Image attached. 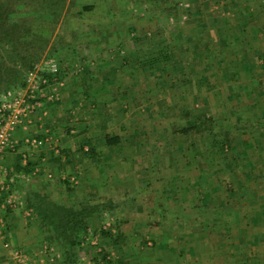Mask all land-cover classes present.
<instances>
[{"label": "rangeland", "instance_id": "obj_1", "mask_svg": "<svg viewBox=\"0 0 264 264\" xmlns=\"http://www.w3.org/2000/svg\"><path fill=\"white\" fill-rule=\"evenodd\" d=\"M40 8L19 4L9 18L48 40L32 68L47 81L33 113L39 132L29 134L37 146L16 139L19 153L0 161L16 164L24 153L20 166L31 171L39 162L29 174L39 183H17L34 243L12 247L11 258L264 264V129L256 123L264 117V0ZM190 126L196 132H179ZM114 135L121 142L108 147ZM37 200L39 215L25 207Z\"/></svg>", "mask_w": 264, "mask_h": 264}, {"label": "trees", "instance_id": "obj_2", "mask_svg": "<svg viewBox=\"0 0 264 264\" xmlns=\"http://www.w3.org/2000/svg\"><path fill=\"white\" fill-rule=\"evenodd\" d=\"M63 3V2H61ZM19 4H23V6H29V9L39 10L40 7L44 8H52V6L59 7V0L51 2V0H0V77L4 72H8L3 76L6 81H4L2 86L0 87V94L5 92L9 89H15L21 86H24L25 77L29 71L33 68L34 64L38 60L39 55H37L36 50H43L47 43V37L44 35L37 36L38 34L34 33V29L30 26V24L24 23L23 20L18 21L17 23L9 24V18L11 15L15 14L16 8ZM39 4V7H37ZM60 6H62L60 4ZM41 9V8H40ZM85 9H90L89 7H85ZM55 21L58 20L59 17V9L57 12H54ZM181 40L185 41L188 40L184 38L182 31H181ZM28 40L24 39V36H28ZM25 37V38H26ZM189 41V40H188ZM8 43V47L5 48V44ZM4 50L7 52L3 53ZM9 50V51H8ZM13 52V53H12ZM40 53V51H39ZM174 55L172 51L170 54L168 53L167 57H172ZM164 55L161 56L160 61L165 62L168 58ZM154 62H158L157 59H151L150 63L154 66ZM173 64V63H172ZM21 66V69L19 68ZM260 82H258L259 84ZM1 84V83H0ZM262 105V104H261ZM259 120V121H258ZM264 117L262 115L261 119L258 117L256 123L261 129H264ZM195 126L186 127L181 129L179 132L184 135H190L193 131L196 132ZM121 142V138L119 136H110L106 137V145L108 147H112L117 145ZM212 143V142H211ZM210 143V144H211ZM207 145V144H206ZM212 145V144H211ZM18 160V166L15 171L25 170L27 174L30 173L31 170L26 168H21V161L19 156H16ZM29 167V166H27ZM246 188L243 187V193L245 194ZM36 206L34 207L33 204L30 202L26 203V209L31 211H35L39 215V201L37 200ZM35 205V204H34ZM59 222V220H55V222ZM65 221H63V224ZM105 236H110L109 232H102ZM117 264H124L122 261L117 262Z\"/></svg>", "mask_w": 264, "mask_h": 264}, {"label": "crops", "instance_id": "obj_3", "mask_svg": "<svg viewBox=\"0 0 264 264\" xmlns=\"http://www.w3.org/2000/svg\"><path fill=\"white\" fill-rule=\"evenodd\" d=\"M37 116L39 117L38 113L30 116L29 119L23 122L20 126L15 135V139L19 140L20 143L21 141L22 143H24L23 140L32 139L29 138V134L39 132V122H37V119L39 121V118H37ZM21 151H27L29 153L33 150L30 148L29 150L25 148ZM18 156L21 159L22 154L21 156L18 154ZM37 163L38 165L34 167V170L31 171L32 174L34 172L39 173V162L37 161ZM20 164L25 165L24 160L21 161ZM15 166L16 164L11 163L9 160L8 162L2 163L1 166L2 174L6 175L5 177L6 179H8L7 181L5 180L7 184L6 191L8 192L10 200L13 202V206H11L7 211H3L0 208V264H19L13 257L11 258L12 247L23 246L26 248V246H28L29 244L34 243V239L32 240V234L34 233V231L32 229L36 228V226L31 225L32 217H30L29 213L22 207H19L21 205L20 200L22 198L18 193L17 188H19V186H17V183L25 184L24 181H27V183H29L30 181V184L31 182H34L35 184L39 183V180H34L39 178V174L35 175L34 178H30L29 174L31 173L24 176L26 172H22L24 174L22 176L24 179L18 180L17 177L20 176V172L17 173L18 171H15ZM2 174L0 176V179L2 177ZM33 235L36 236L35 233ZM5 244H7L8 246L5 247ZM37 261L38 260L36 258H33L32 261H27V263L24 264H39V262Z\"/></svg>", "mask_w": 264, "mask_h": 264}, {"label": "built area", "instance_id": "obj_4", "mask_svg": "<svg viewBox=\"0 0 264 264\" xmlns=\"http://www.w3.org/2000/svg\"><path fill=\"white\" fill-rule=\"evenodd\" d=\"M48 71L50 73L55 72V65L53 63L47 64ZM40 67L37 65L32 69L25 77L24 86L9 89L0 94V161L8 153H18L15 135L19 130L23 122L29 119L35 111L36 105H38L37 97L40 91V85L45 84L47 81L39 73ZM23 142L29 145L31 148L36 147V141L34 139H26ZM26 154L22 153V159L25 162ZM2 174L0 166V176ZM6 181L0 179V197L1 192L6 191ZM9 206H13V202L8 199L6 201ZM8 245L5 244V247ZM19 264H22V260H19Z\"/></svg>", "mask_w": 264, "mask_h": 264}]
</instances>
